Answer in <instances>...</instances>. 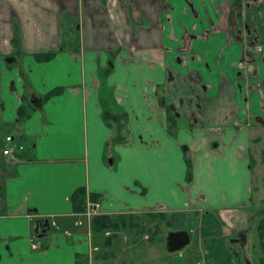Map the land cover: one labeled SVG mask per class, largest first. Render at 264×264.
<instances>
[{
  "label": "crops",
  "instance_id": "1",
  "mask_svg": "<svg viewBox=\"0 0 264 264\" xmlns=\"http://www.w3.org/2000/svg\"><path fill=\"white\" fill-rule=\"evenodd\" d=\"M244 41L264 42V0H0V125L23 146L12 160L1 136L0 264H235L264 121V50L239 68ZM79 187L121 226L72 225Z\"/></svg>",
  "mask_w": 264,
  "mask_h": 264
},
{
  "label": "rangeland",
  "instance_id": "2",
  "mask_svg": "<svg viewBox=\"0 0 264 264\" xmlns=\"http://www.w3.org/2000/svg\"><path fill=\"white\" fill-rule=\"evenodd\" d=\"M1 126L2 125H0V140H1V136L4 135V129ZM254 126L256 131L254 133V138L252 139L250 146V150H251L250 165L253 168L252 191L254 196V203L249 210L246 211L241 210L239 212L240 219L238 221L240 222V224L239 226L235 225L238 227L236 230L232 232L229 238L237 236L239 235V233L245 235L246 243L243 244V248L236 249L239 251V255H238L239 257L237 258L242 260L243 256L247 254V257L251 261V264H258V257L260 255V250L258 247V239H257L255 227L256 224L259 223L258 221L262 217H264V121H257L254 124ZM248 213H250V216H248ZM244 215L246 216L243 217ZM149 231L150 229L146 230L145 232L146 236L147 235L149 236ZM162 234L165 237L163 232ZM228 240L229 239L226 240V244L228 243ZM236 246L237 245H235L234 248ZM180 251L184 253V257L182 259L177 258V253H178L177 251L167 252L166 250L165 255L174 257V259H177L180 262L181 260L186 259L187 254L189 253L188 245L184 246ZM192 258L194 262L197 263L200 261V254L193 255Z\"/></svg>",
  "mask_w": 264,
  "mask_h": 264
},
{
  "label": "trees",
  "instance_id": "3",
  "mask_svg": "<svg viewBox=\"0 0 264 264\" xmlns=\"http://www.w3.org/2000/svg\"><path fill=\"white\" fill-rule=\"evenodd\" d=\"M247 3V2H246ZM234 18L235 21H237L238 18V10L234 11ZM75 42H78V39L74 38ZM54 54L53 53H45V54H38L36 57L39 60H45L47 58L52 57ZM61 90V88H60ZM59 91V89L55 88L53 89L50 93L44 95L42 97V100L47 99L49 96L56 94ZM165 110H166V119H167V124L170 132H173L177 128V118L179 117L180 113L178 110L175 109L174 106L172 105H166L163 104ZM31 108L26 107L25 105H21L17 109V114L19 118H24L26 117L29 113ZM95 195L94 194H87L86 189L83 187H79L74 191V193L70 196V201L72 203V207L74 209V212L76 213H81L84 212L86 209V203L89 202L91 207L97 203L95 201ZM120 217H117V219L113 218L111 215H105V214H98V215H93L90 219V225L91 229L93 232L95 231V228L99 230L101 233H104L106 230H114L117 227L121 226V222L119 220ZM76 218L71 219V224H74V221ZM257 232L260 237L261 243L264 244V220L260 221L257 226Z\"/></svg>",
  "mask_w": 264,
  "mask_h": 264
},
{
  "label": "flooded vegetation",
  "instance_id": "4",
  "mask_svg": "<svg viewBox=\"0 0 264 264\" xmlns=\"http://www.w3.org/2000/svg\"><path fill=\"white\" fill-rule=\"evenodd\" d=\"M248 5H239V14H238V18L240 17V11L242 12V8L246 7ZM237 18V19H238ZM242 27V25H241ZM261 45L262 48L261 50H257L255 47ZM255 51L257 53H261L264 50V42L260 43V42H243V56L242 59L237 63V67L239 68H247V66H249V52L250 51ZM264 220V217H262L258 222ZM258 224V223H257ZM256 224V226H257ZM256 228V227H255ZM256 234H257V239H258V247L260 250V255L258 257V264H264V244L261 243L260 237L258 235L257 232V228H256ZM228 246L230 247V250L233 254L234 257V262L235 264H251V261L248 259L247 254H245L242 258V260H240L238 255H239V251L236 250L237 248H243V244L246 243V237L245 235H243L242 233H239V235L228 238ZM236 243V244H235ZM237 245L235 248L234 246Z\"/></svg>",
  "mask_w": 264,
  "mask_h": 264
},
{
  "label": "built area",
  "instance_id": "5",
  "mask_svg": "<svg viewBox=\"0 0 264 264\" xmlns=\"http://www.w3.org/2000/svg\"><path fill=\"white\" fill-rule=\"evenodd\" d=\"M255 48L257 50H261L262 46L258 45ZM4 143L5 146L2 147L1 149L2 154L8 156L12 160H15L18 151L23 148L22 144L20 142H17L12 135H6L4 137ZM94 214H95L94 209L91 207L90 203L87 202L85 211L78 214V218L74 224L76 226L85 225L87 227V230H89L90 219ZM53 225L56 226L54 222ZM64 233L70 235V233L67 230H65Z\"/></svg>",
  "mask_w": 264,
  "mask_h": 264
},
{
  "label": "water",
  "instance_id": "6",
  "mask_svg": "<svg viewBox=\"0 0 264 264\" xmlns=\"http://www.w3.org/2000/svg\"><path fill=\"white\" fill-rule=\"evenodd\" d=\"M93 209L96 210V206H93ZM188 240L186 231L171 232L167 237L168 250L170 252H178L188 244Z\"/></svg>",
  "mask_w": 264,
  "mask_h": 264
}]
</instances>
